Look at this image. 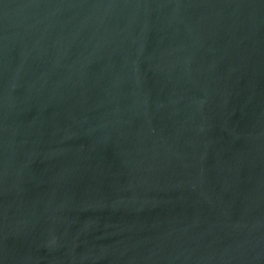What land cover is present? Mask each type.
<instances>
[{
  "label": "water",
  "instance_id": "95a60500",
  "mask_svg": "<svg viewBox=\"0 0 264 264\" xmlns=\"http://www.w3.org/2000/svg\"><path fill=\"white\" fill-rule=\"evenodd\" d=\"M0 264H264V0H0Z\"/></svg>",
  "mask_w": 264,
  "mask_h": 264
}]
</instances>
